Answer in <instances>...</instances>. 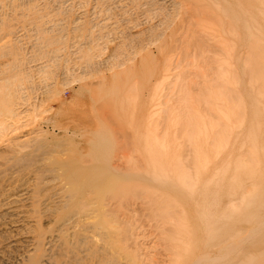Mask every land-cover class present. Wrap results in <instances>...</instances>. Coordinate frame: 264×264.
Returning <instances> with one entry per match:
<instances>
[{
	"label": "bare ground",
	"instance_id": "1",
	"mask_svg": "<svg viewBox=\"0 0 264 264\" xmlns=\"http://www.w3.org/2000/svg\"><path fill=\"white\" fill-rule=\"evenodd\" d=\"M1 1L0 6L12 2ZM49 1L26 20L15 9L16 15L9 16L8 7L1 11L8 16L0 13V56L12 47L22 64L13 73L14 56L13 62L4 55L0 59V264H135L123 236L121 201H106L107 194L122 188V174L120 168H105L100 133H123V109L106 98L118 88L120 75L140 80L143 73L159 71L165 80L179 77L181 71L172 69L193 54L197 34L230 57L231 40L222 27L226 15L213 0ZM55 4L58 8L50 9ZM63 6L77 9L60 18ZM5 20L10 24L3 27ZM35 27L44 31L39 34ZM53 40L62 43L50 49ZM85 54L91 59L85 60ZM93 59L96 73L88 69ZM192 70L202 74L204 69L196 65ZM87 78L99 79V86L85 83ZM26 79L31 84L15 89L17 81ZM76 83L81 84L73 90L78 103L66 104L63 89H74ZM116 155L127 157L121 150Z\"/></svg>",
	"mask_w": 264,
	"mask_h": 264
},
{
	"label": "rangeland",
	"instance_id": "2",
	"mask_svg": "<svg viewBox=\"0 0 264 264\" xmlns=\"http://www.w3.org/2000/svg\"><path fill=\"white\" fill-rule=\"evenodd\" d=\"M43 1L12 0L13 5L5 1L9 5H1L5 9L0 13L4 16L2 12L9 9L5 16L18 12L26 20L27 14L28 19L36 16L35 10L38 15ZM213 1L226 15L222 27L232 41L230 57L197 34L189 59L180 61L182 67L173 64L174 72L181 71L179 77L165 80L159 71L143 73L140 80L120 75L118 88L106 98L123 109V133L112 129L100 133L105 168H120L122 174V188L107 194L106 201H121L123 236L135 264H260L262 260L264 264V0ZM75 9L63 6L58 15L69 18ZM42 26L47 28V23ZM41 28L35 31L41 34ZM54 42L62 43L49 41L47 47L51 44V49ZM10 48L7 54L1 52L0 59L14 61ZM15 61L13 73L22 68ZM90 61L89 72L96 73L97 64ZM196 65L203 67L202 74L192 70ZM94 79L84 82L97 86L99 79ZM21 81L11 89L31 84L29 79ZM80 83L63 89L66 104L78 103L73 97ZM118 149L128 158L117 159ZM181 177H186L183 187Z\"/></svg>",
	"mask_w": 264,
	"mask_h": 264
}]
</instances>
